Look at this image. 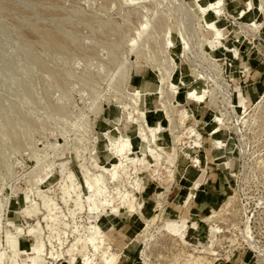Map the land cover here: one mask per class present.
Wrapping results in <instances>:
<instances>
[{"label": "rangeland", "instance_id": "374dc122", "mask_svg": "<svg viewBox=\"0 0 264 264\" xmlns=\"http://www.w3.org/2000/svg\"><path fill=\"white\" fill-rule=\"evenodd\" d=\"M237 1L0 0L1 264H264V0Z\"/></svg>", "mask_w": 264, "mask_h": 264}, {"label": "bare ground", "instance_id": "6f19581e", "mask_svg": "<svg viewBox=\"0 0 264 264\" xmlns=\"http://www.w3.org/2000/svg\"><path fill=\"white\" fill-rule=\"evenodd\" d=\"M246 3H247V9H251L253 6H252V2L251 0H245ZM235 3L237 4L238 1L235 0ZM198 5V4H197ZM199 9L202 11V12H206L208 11L209 9H211L213 12L215 13H219L220 12V0H210V2H208L206 5H201L199 4L198 5ZM259 9V8H257ZM237 11L240 12L241 14H244L246 10H244L243 7H238L237 8ZM236 12V11H235ZM253 18H249V20L251 21ZM207 25L209 26L208 28L210 30H212L216 37H219L223 34V30H222V27H217L216 24H215V21L214 22H208L206 21ZM204 95V92L202 91H197L196 89H191L188 91L187 93V96H190L189 98H192L194 101H199L202 99ZM185 112V110H184ZM183 112V113H184ZM220 128H218V126L214 125L213 126V132L215 133L217 130H219ZM219 141V140H218ZM112 174L114 175V173L112 172ZM95 186V185H93ZM97 188V187H96ZM72 249V248H71ZM81 250V249H80ZM1 256V255H0ZM38 257V255H37ZM84 257V256H83ZM36 257H34V260L36 261ZM1 264V263H0Z\"/></svg>", "mask_w": 264, "mask_h": 264}, {"label": "built area", "instance_id": "2783aa9c", "mask_svg": "<svg viewBox=\"0 0 264 264\" xmlns=\"http://www.w3.org/2000/svg\"><path fill=\"white\" fill-rule=\"evenodd\" d=\"M249 69V68H248Z\"/></svg>", "mask_w": 264, "mask_h": 264}]
</instances>
